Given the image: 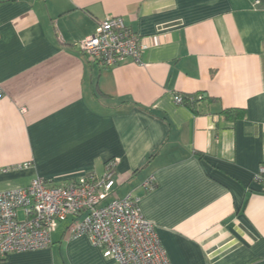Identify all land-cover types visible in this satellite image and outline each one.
Masks as SVG:
<instances>
[{"label": "crops", "instance_id": "1", "mask_svg": "<svg viewBox=\"0 0 264 264\" xmlns=\"http://www.w3.org/2000/svg\"><path fill=\"white\" fill-rule=\"evenodd\" d=\"M111 17L148 45L140 64L82 52ZM112 160L171 264H264V0H0V192ZM70 225L0 264H113Z\"/></svg>", "mask_w": 264, "mask_h": 264}, {"label": "built area", "instance_id": "2", "mask_svg": "<svg viewBox=\"0 0 264 264\" xmlns=\"http://www.w3.org/2000/svg\"><path fill=\"white\" fill-rule=\"evenodd\" d=\"M80 48L92 64L112 68L126 60L140 64L148 45L122 17H111L99 22ZM175 101L183 104L182 96ZM116 169L112 160L102 176L87 174L65 183L37 176L26 187L0 192V261L48 248L52 233L71 219V236H86L113 264H171L155 226L141 211L140 198L117 195ZM254 181L264 189V162ZM156 185L150 177L143 187L151 191Z\"/></svg>", "mask_w": 264, "mask_h": 264}, {"label": "trees", "instance_id": "3", "mask_svg": "<svg viewBox=\"0 0 264 264\" xmlns=\"http://www.w3.org/2000/svg\"><path fill=\"white\" fill-rule=\"evenodd\" d=\"M182 98H183V105H186L187 107L191 108L193 111L195 110L196 105L202 100V99H198V97L195 95L182 96ZM236 113H237L236 114L237 117L244 116L243 111H236Z\"/></svg>", "mask_w": 264, "mask_h": 264}]
</instances>
